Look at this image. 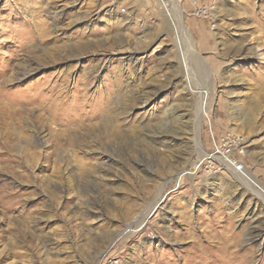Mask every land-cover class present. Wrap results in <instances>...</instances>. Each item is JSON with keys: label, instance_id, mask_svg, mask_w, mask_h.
<instances>
[{"label": "rangeland", "instance_id": "1", "mask_svg": "<svg viewBox=\"0 0 264 264\" xmlns=\"http://www.w3.org/2000/svg\"><path fill=\"white\" fill-rule=\"evenodd\" d=\"M260 194L264 0H0V264H264Z\"/></svg>", "mask_w": 264, "mask_h": 264}, {"label": "bare ground", "instance_id": "2", "mask_svg": "<svg viewBox=\"0 0 264 264\" xmlns=\"http://www.w3.org/2000/svg\"><path fill=\"white\" fill-rule=\"evenodd\" d=\"M75 1H77V0H75ZM162 1V0H161ZM165 1H163V3H164ZM164 4H167V2L166 3H164ZM124 56V55H123ZM131 56V55H130ZM128 57V56H127ZM177 122V121H176ZM175 124V123H174ZM173 125V124H172ZM175 126H176V124H175ZM167 128V127H166ZM177 129H180L181 127H180V123H177V127H176ZM172 130V129H171ZM171 130H169V129H167V130H163L162 132H158V134H157V136H155L156 138H157V140L158 141H160V140H162V139H167V138H170V140L172 139V138H174L175 136H176V138L178 137V135H179V133L178 134H175V131H171ZM232 165H234V164H232ZM174 175V174H173ZM175 176V175H174ZM179 176V175H178ZM178 176L176 175V177L178 178ZM169 180V179H168ZM244 182H247L249 185H251L252 187H256V186H254L253 185V183L251 182V181H249V179H247L246 178V180L244 181ZM250 186V187H251ZM164 189H165V186L163 187V189L161 190V192H160V196H159V198L156 200V202L153 204V206L151 207V211L150 212H152V211H154V209L155 208H157V206L159 205V204H161V201L164 199L163 197H164ZM263 198H264V194H260ZM163 202V201H162ZM145 211V210H144ZM143 212V211H142ZM150 214V213H149ZM148 214V215H149ZM143 215H145V214H143ZM146 216L142 219V217L137 221V224L138 225H141V224H143V222L146 220ZM133 224V223H132ZM98 237V236H97ZM118 237V234H116V233H114L112 236H111V238L110 239H108V241H110L109 242V245H111L114 241H115V239Z\"/></svg>", "mask_w": 264, "mask_h": 264}]
</instances>
